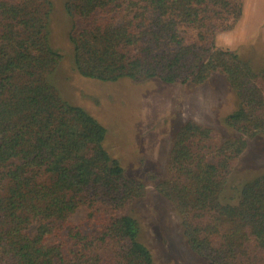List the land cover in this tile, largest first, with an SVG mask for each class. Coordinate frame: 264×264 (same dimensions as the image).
Masks as SVG:
<instances>
[{
    "label": "trees",
    "instance_id": "trees-1",
    "mask_svg": "<svg viewBox=\"0 0 264 264\" xmlns=\"http://www.w3.org/2000/svg\"><path fill=\"white\" fill-rule=\"evenodd\" d=\"M245 0H67L74 69L88 80L201 86L221 76L238 106L224 140L179 128L156 191L204 264H264V175L224 200L248 143L264 137V69L219 35ZM49 0H0V264H156L131 206L145 186L104 149L106 130L51 83L62 55L49 44ZM234 136V137H233ZM83 217L76 220L80 212Z\"/></svg>",
    "mask_w": 264,
    "mask_h": 264
},
{
    "label": "rangeland",
    "instance_id": "rangeland-1",
    "mask_svg": "<svg viewBox=\"0 0 264 264\" xmlns=\"http://www.w3.org/2000/svg\"><path fill=\"white\" fill-rule=\"evenodd\" d=\"M49 44L62 55L51 76L60 97L82 108L106 130L104 149L129 178L145 186L144 196L130 208L140 226V240L156 264H204L187 246L181 221L173 205L156 186L168 179L172 142L181 126L193 121L218 131L224 140L233 132L226 118L238 106L235 93L221 76L201 86L165 85L158 80L103 83L80 77L74 69L69 43L67 0H49ZM218 50L235 52L253 70L264 69V0H245L244 14L233 32L216 39ZM234 137V136H233ZM264 175V137L249 141L225 186L223 198L236 204L244 183ZM83 217V211L75 218Z\"/></svg>",
    "mask_w": 264,
    "mask_h": 264
}]
</instances>
